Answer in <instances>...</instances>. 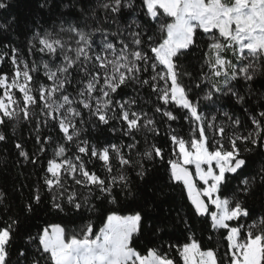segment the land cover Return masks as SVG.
I'll return each mask as SVG.
<instances>
[{"label":"snow or ice","instance_id":"6c2138e0","mask_svg":"<svg viewBox=\"0 0 264 264\" xmlns=\"http://www.w3.org/2000/svg\"><path fill=\"white\" fill-rule=\"evenodd\" d=\"M30 15L23 48L17 18L0 23V144L42 174L19 211L0 189V264H264V0H36ZM177 190L186 204L165 210ZM45 194L86 223L22 232Z\"/></svg>","mask_w":264,"mask_h":264},{"label":"trees","instance_id":"16d2710c","mask_svg":"<svg viewBox=\"0 0 264 264\" xmlns=\"http://www.w3.org/2000/svg\"><path fill=\"white\" fill-rule=\"evenodd\" d=\"M5 2L8 3L9 7L7 9L0 10V23L12 21L13 17L17 18L15 21H12L11 27L8 29V39L13 42V46H19L23 48L25 47L28 38L31 36L30 32L27 33V35L25 34L24 25L26 23H29L31 20L30 13L35 10L36 0H5ZM57 2H59V0H57ZM41 15L47 18L48 14L46 12H43L41 13ZM4 43H7V40H5ZM196 55L199 56L200 53L197 52ZM191 62L193 64L198 63V61L194 58L191 60ZM5 70H7V67H5ZM15 134L16 137H23L25 139V147L29 152L35 151V147L32 139L30 138V134L27 127L17 126ZM53 134L55 135V133ZM51 155V151H49L47 153V156L51 158ZM41 160L46 166V160L44 159V157H41ZM16 161V150L14 149L13 145L11 143L0 144V189H3L9 194V203L12 205V208L15 211H19L22 204L27 201L31 190L36 185L37 180L39 178L38 174H42V171L39 165H18ZM96 168L98 171L100 170L99 164L96 165ZM101 175H103V172H101ZM166 179L167 177L163 169H161L159 173L152 178L151 182L164 183ZM46 197L47 194H45V200L42 202V204L37 207L36 215L31 220L25 221L21 225L22 232H35L37 225L42 226L45 223H59L62 226L66 227V229H68L69 231L73 229L78 231L80 226L83 223H86V217L88 216V213H83V217L85 219H82L80 214H72L70 210H66L65 213H57L55 211L50 210V206ZM164 199L167 200V203L164 206L165 210H167L169 204H186V200L181 201L179 199L178 190L177 193H170L169 196L165 197ZM94 202L98 205L100 203L99 201ZM253 205L254 211L259 209L260 200L258 194L254 197V199H251L249 201V206L253 207ZM176 211H181L183 214L184 212H187V207H184L183 209L177 207ZM121 214L129 213L125 211ZM99 215V213L92 215V222L95 226L94 231H98L99 227L103 226L102 223L98 220ZM173 215H175V211L173 212ZM196 227V235L199 238V224H197ZM179 232L180 229H177L175 233H173V235L171 236V240L173 243L176 242V239L179 236ZM168 239L169 237L166 236L165 240L167 241ZM182 242L183 240L181 239V243ZM204 242L205 244H207L206 238ZM149 245L150 238L147 236V234H145L144 237L139 238V240L134 246L138 250L142 251V254H146L143 253V249L145 248V246ZM221 251H223V245H221ZM171 255L177 262V264H183L182 260H180L177 253L173 251Z\"/></svg>","mask_w":264,"mask_h":264},{"label":"rangeland","instance_id":"374dc122","mask_svg":"<svg viewBox=\"0 0 264 264\" xmlns=\"http://www.w3.org/2000/svg\"><path fill=\"white\" fill-rule=\"evenodd\" d=\"M194 171V169H192ZM211 210H214V208H211ZM183 263V262H182Z\"/></svg>","mask_w":264,"mask_h":264}]
</instances>
